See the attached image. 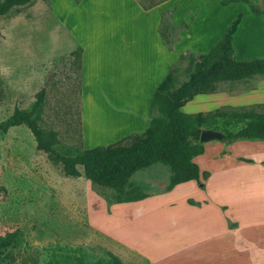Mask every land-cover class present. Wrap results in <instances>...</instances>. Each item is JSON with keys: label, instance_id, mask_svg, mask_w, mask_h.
Returning <instances> with one entry per match:
<instances>
[{"label": "rangeland", "instance_id": "obj_1", "mask_svg": "<svg viewBox=\"0 0 264 264\" xmlns=\"http://www.w3.org/2000/svg\"><path fill=\"white\" fill-rule=\"evenodd\" d=\"M166 1L171 2L169 7L156 9ZM223 1L34 0L9 12L0 17V121L16 108L27 109L44 89L38 124L57 133L59 149L76 151L119 141L122 138L113 135L112 127L118 112L130 106L116 104L115 111L103 102L101 92L105 94L108 82L117 83L121 90L124 83L123 90L130 93L127 84L133 73L127 70L145 63L146 91L141 92L145 101L153 85L150 76L163 78L177 65V85L186 79L187 60H180L182 54L176 64L162 57L155 71L146 63L156 43L151 34L162 18L159 30L167 42L190 29L189 39L178 51L191 46L195 53L185 54L200 55L210 51L241 15L232 41L235 59L264 58V15L253 14L249 1L255 0ZM257 6L264 10V1ZM173 15L176 26L171 24ZM183 24L187 28L169 30ZM84 47L93 58L95 76L85 91V104L80 101L78 60L71 56ZM263 81L256 76L220 83L215 93L224 97L197 96L186 104V113L264 104ZM258 83L262 86L251 93ZM203 145L205 153L197 164L209 176L200 179L202 186L195 181L165 191L170 172L156 164L130 179L148 195L144 200L108 205L83 176L65 177L47 154L36 149L26 127L0 132V186L5 189L0 194V235L17 232L14 246L1 255L2 264H102L107 252L123 264H222L225 260L249 264L245 253L239 260L237 249L234 258L232 248L235 242L237 247L253 240L258 251L264 250V184L261 192L243 191L248 183L251 188V180L264 179V141L226 145L214 140ZM203 200L212 207L199 211L198 202ZM221 220L226 226L238 223L242 234L229 235ZM261 258L258 264L264 262Z\"/></svg>", "mask_w": 264, "mask_h": 264}, {"label": "trees", "instance_id": "obj_2", "mask_svg": "<svg viewBox=\"0 0 264 264\" xmlns=\"http://www.w3.org/2000/svg\"><path fill=\"white\" fill-rule=\"evenodd\" d=\"M33 1L0 0V17ZM241 1L247 2L225 0L222 4ZM249 4L255 16L264 15V10L253 3ZM241 18L240 15L231 23L224 36L207 53L180 56V60H187L184 70L186 79L177 85L180 70L177 65L169 69L154 91L152 117L146 130L140 134L128 135L107 146L61 150L58 148L57 133L43 130L38 124L46 97L44 89L35 95L27 109L16 108L11 115L1 120L0 132L6 133L18 126L26 127L34 138L36 149L47 154L65 177L78 179L83 176L108 205L145 199L148 195L130 179L136 172L156 164L166 166L170 172L165 191L189 181H196L202 186L200 179L205 180L209 175L207 172L201 173L193 161L204 152L203 144L199 143L202 130L220 132V141L226 145L239 140L264 141V104L224 106L195 114H186L181 110L196 96L215 93L220 83L242 82L256 76L264 78V58L237 61L234 57L232 40ZM180 28H187V25L183 24L179 28L169 26L171 33ZM159 33L170 49L177 38L167 42L163 32L159 30ZM71 56L77 58L80 71L81 49L73 51ZM4 192L5 189L0 186V194ZM16 240V231L0 235V264L3 262L1 255L14 246ZM106 255L107 260L102 264H123L113 253L107 252Z\"/></svg>", "mask_w": 264, "mask_h": 264}, {"label": "crops", "instance_id": "obj_3", "mask_svg": "<svg viewBox=\"0 0 264 264\" xmlns=\"http://www.w3.org/2000/svg\"><path fill=\"white\" fill-rule=\"evenodd\" d=\"M247 1H249V0H247ZM249 2H251L253 4H256V5H260L261 4V0H255V1H249ZM169 3H171V2L166 1L165 4H163L162 6H160L159 8H156V9H160L161 10L162 8L167 7ZM83 5H86L85 1L82 2L80 6L82 7ZM168 9H173V8L170 7ZM174 16L175 15H173L172 18H171V24L176 26L178 24L174 23ZM160 23L161 22L158 23V26H156L155 30L151 34V37L153 36L154 42L156 41V43L154 45V48L151 51L152 52L151 53V55H152L151 60L146 62L148 67H149V69L151 71H152L151 66H152V68H154V71L158 68V66L161 64V58L162 57L169 58L170 64H176L177 61H178V58H179V56L181 54H185L187 51L195 53V49H196L195 47L184 46V47H182L183 48L182 50L178 51V46L181 45L182 43H184L187 39H189L190 34H191L190 29L183 30L180 33V35H179V39L177 41H175V43L172 45V47L170 49H168L167 46L163 43L161 35L158 33L159 28H160ZM195 44L198 45L197 42H195ZM113 55H114V53H113ZM113 58L114 57L111 56V61H113ZM92 59L93 58L89 54V52H88L86 47H84L83 50L81 49L80 90L82 91V97H81L80 101L82 100L83 104H85V97H86L85 91H86L87 88L91 87V85H92L91 81L95 77L94 74H93V70H92ZM135 65H136L135 67H130L127 70V71L133 73L132 74L133 75V80H131L127 84V86L130 88L129 89L130 93L127 92V90H123L125 88L124 87L125 84L123 82H121V83H123L122 84V88L123 89L121 90V86L118 85L115 82H112V81L108 82L106 84L107 85V89L104 90L105 94L103 92H101V94L103 95V98H102L103 102H105L107 105H111L112 108L115 109V111L117 109L113 105L119 104V105H124V106H130L129 110L127 109L125 111H122V112L119 111L118 112V114H117L118 115V120L116 121V123L112 127V129L114 130L113 135H117V137H119V138L120 137L124 138V137H126L128 135H131V134H140V133H142V132H144L146 130V128L148 127L149 122L151 120V117H152L150 104H152L154 91L157 88V86L162 82V80L167 75L166 74L163 78L161 77L158 80H155V79L153 80L152 76H150V80H151V82L153 84V85H151V89H149L150 97H148V94H147L146 100L143 101L142 100L143 97H141V92L142 91H146L145 87H144V82H143V81L146 80L145 79L146 78L145 73L143 72V70L145 69V63L142 64V65H140V64H135ZM138 73L144 74V78L140 74L136 75ZM129 83H130V86H129ZM259 84L260 83H258L255 88L254 87L251 88V89L254 88V90L251 91V93L257 91L262 86V84H260V85ZM249 90H248V92H249ZM81 91H80V96H81ZM242 94H243V92H242ZM207 95H209V94H207ZM213 95H215V98H217L216 100H218L220 97H224V95H221V94H218V93H213ZM243 95H247V93L243 94ZM198 96H200V95H198ZM237 96H238V94H237ZM88 98H89V96H88ZM227 98H230V97H227ZM223 103H224V101H223ZM260 103H262V102H260ZM186 104L181 109L184 113L187 112L186 111ZM131 106H134V107L132 108ZM80 111H81V115H82V108L80 109ZM186 114H192V113H186ZM81 118H82L81 120H83L84 119V115H83V117L81 116ZM239 143H241V142H239ZM256 145H258V144H256ZM203 147H204V145H203ZM230 147L231 146H228L227 148L230 149ZM204 153H205V147H204L203 154ZM202 155H199V156L195 157L193 159V161L197 164L198 163V159ZM224 156L226 157V155H224ZM198 167H199V165H198ZM256 181L257 182H254L253 180H251V188H249V183H248L243 188V191L249 192V193H250V191L251 192H257V193L261 192L262 189H263L262 184H264V179L256 180ZM193 183H195V181L185 182V183L176 185L172 190L178 189L179 187H182L183 185L193 184ZM131 203H136V202H131ZM139 203L140 202L137 201L136 204H139ZM198 203L200 204L198 206L199 209H197L199 211L208 210V207H210V208L212 207L205 200H203L202 202H198ZM215 205L217 206L216 208H220V204H215ZM169 206L171 207L173 205L171 204ZM115 207L116 206L111 207V211H113V209ZM193 208H196V207H193ZM221 209H224L223 204L221 206ZM216 210L219 211V209H216ZM218 223H219V220H218ZM210 224H212V221H211ZM221 225L226 228V232L229 235H231V236L233 234L236 237V235H238V233H239V235L242 234L238 223L236 224L235 222H233L232 226H229V224L226 226L225 222L223 220H221ZM252 241L250 240V241L241 242V243L237 244V247H236V242H235L233 244V248L232 249L235 248L234 249V254L236 253L235 251L237 249V254L239 255V260L241 259L242 253L243 254L245 253L249 264H254V263L258 264V260L259 259L263 261V259L261 257L264 256V250L263 251H258V249L256 248L257 244L255 242H252ZM228 247H230L229 244H228ZM237 254L234 255V258L236 257ZM259 254H260V256H259ZM261 263L264 264V262H261ZM222 264H232V262L226 263V260H225V261L222 262ZM233 264H235L234 260H233Z\"/></svg>", "mask_w": 264, "mask_h": 264}, {"label": "water", "instance_id": "obj_4", "mask_svg": "<svg viewBox=\"0 0 264 264\" xmlns=\"http://www.w3.org/2000/svg\"><path fill=\"white\" fill-rule=\"evenodd\" d=\"M222 139V134L213 130H202L199 135V143L204 144L210 141H220Z\"/></svg>", "mask_w": 264, "mask_h": 264}]
</instances>
